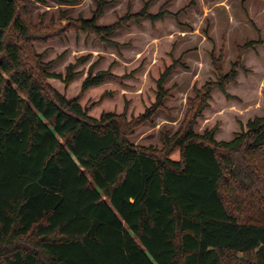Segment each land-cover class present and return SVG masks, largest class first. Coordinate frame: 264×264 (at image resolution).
Returning <instances> with one entry per match:
<instances>
[{
  "label": "trees",
  "instance_id": "trees-1",
  "mask_svg": "<svg viewBox=\"0 0 264 264\" xmlns=\"http://www.w3.org/2000/svg\"><path fill=\"white\" fill-rule=\"evenodd\" d=\"M45 3L46 0H34ZM74 5L76 0H53ZM105 0L91 20L67 28L34 27L25 0H0V264H264V115L245 131L219 141V128L199 133V119L213 93L237 84L245 56L260 41L238 46L225 72L224 50L211 54L217 75L194 89L181 128L162 133V148L130 141L134 131L166 109V89L179 62L156 80L155 100L138 116L90 112L111 92L84 107L91 89L122 85L126 75L94 64L76 97L66 87L82 76L83 56L64 73L52 71L64 55L46 62L36 44L71 31L105 46L132 24L162 19L149 3L112 26L97 25Z\"/></svg>",
  "mask_w": 264,
  "mask_h": 264
},
{
  "label": "rangeland",
  "instance_id": "rangeland-1",
  "mask_svg": "<svg viewBox=\"0 0 264 264\" xmlns=\"http://www.w3.org/2000/svg\"><path fill=\"white\" fill-rule=\"evenodd\" d=\"M76 1L74 5H61L53 0L45 3L25 0L27 21L36 28H67L79 19L91 20L101 0ZM147 3L150 13L166 12V15L120 31L110 38L118 43L117 47L105 46L94 36L74 31L46 45L36 44L37 51L45 53L46 62L64 55L52 70L55 73H64L80 57H90L87 64L78 67L82 76L77 82L66 87L51 79L50 84L67 98H73L79 94L84 78L96 63L95 71L112 69L117 75H126L122 85L108 83L91 89L81 104L90 107L108 91L113 96L90 114L98 118L104 112L120 114L126 108L131 119L153 103L156 80L174 61L179 62L165 85L172 93L166 101V109L129 138L135 145L161 149L162 133L167 131L173 135L181 128L191 107L194 89L217 78L212 52L218 56L224 50L223 69L227 73L237 60L238 46L260 41L261 44L247 51L245 70L239 72L237 84L227 89L235 98L227 100L220 91H215L210 107L195 130L202 134L218 127V140L229 141L246 130L250 119L264 115V0H105L97 25L112 26L126 16L140 13Z\"/></svg>",
  "mask_w": 264,
  "mask_h": 264
}]
</instances>
